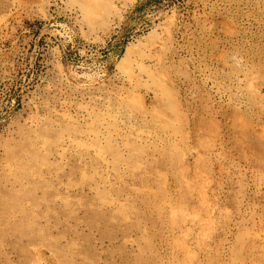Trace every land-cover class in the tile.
Returning <instances> with one entry per match:
<instances>
[{
    "label": "rangeland",
    "instance_id": "374dc122",
    "mask_svg": "<svg viewBox=\"0 0 264 264\" xmlns=\"http://www.w3.org/2000/svg\"><path fill=\"white\" fill-rule=\"evenodd\" d=\"M0 264H264V0H0Z\"/></svg>",
    "mask_w": 264,
    "mask_h": 264
}]
</instances>
